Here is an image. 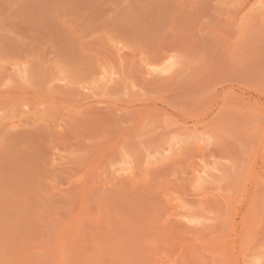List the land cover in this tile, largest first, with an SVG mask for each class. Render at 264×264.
Returning a JSON list of instances; mask_svg holds the SVG:
<instances>
[{
    "label": "rangeland",
    "instance_id": "rangeland-1",
    "mask_svg": "<svg viewBox=\"0 0 264 264\" xmlns=\"http://www.w3.org/2000/svg\"><path fill=\"white\" fill-rule=\"evenodd\" d=\"M0 264H264V0H0Z\"/></svg>",
    "mask_w": 264,
    "mask_h": 264
},
{
    "label": "bare ground",
    "instance_id": "bare-ground-1",
    "mask_svg": "<svg viewBox=\"0 0 264 264\" xmlns=\"http://www.w3.org/2000/svg\"><path fill=\"white\" fill-rule=\"evenodd\" d=\"M168 65H169V64H168ZM203 171H204V169H203ZM203 171H202V172H203Z\"/></svg>",
    "mask_w": 264,
    "mask_h": 264
}]
</instances>
